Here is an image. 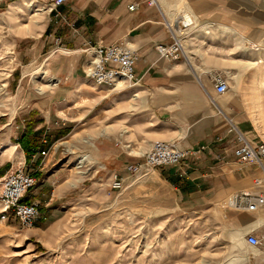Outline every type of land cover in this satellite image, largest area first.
<instances>
[{"label":"rangeland","instance_id":"rangeland-1","mask_svg":"<svg viewBox=\"0 0 264 264\" xmlns=\"http://www.w3.org/2000/svg\"><path fill=\"white\" fill-rule=\"evenodd\" d=\"M33 10H40L39 15ZM70 18L64 9L59 16L50 13L49 0H0V177L25 162L37 177L26 199L37 197L40 206L34 225L24 227L13 215L3 219L0 204V264H264V245L252 249L239 225L225 218L232 210L225 205L229 195L220 200L206 192L183 195L170 168L129 171L130 164L143 163V154L156 140L149 142L146 136L153 122L150 108L133 93L138 90L125 96L126 88L117 93L96 85L82 60L76 69L64 68L87 47L58 51L70 49L68 36L78 28ZM170 25L175 28L174 22ZM251 42L247 39L241 59L232 55L225 67L218 62L224 57L221 50L208 55L199 38L192 47L199 55L197 71L200 63L211 65L201 69L206 89L214 90L216 73L229 82L220 97L230 102L228 129L234 124L260 143L264 54H257ZM53 50L57 51L48 59ZM28 123L41 141L47 137L41 161L52 162L44 170L27 160L18 143ZM228 136L231 140L222 142L215 160L234 156L235 134ZM115 174L124 179L120 189L111 186ZM49 178L51 184L44 182ZM58 184H68L70 190L48 204Z\"/></svg>","mask_w":264,"mask_h":264},{"label":"crops","instance_id":"crops-1","mask_svg":"<svg viewBox=\"0 0 264 264\" xmlns=\"http://www.w3.org/2000/svg\"><path fill=\"white\" fill-rule=\"evenodd\" d=\"M148 1L69 0L60 9H64V13L71 17L72 23L77 24L78 28L74 27V32L68 36L67 44L70 49L59 48L58 51L70 53L69 50L77 51V47L87 46L90 42L104 45L129 42L139 53L140 60L135 67L137 82L124 91L125 96H129L138 90L133 93H138L137 98L150 108L153 122L149 123L151 130L146 135L148 141L161 138L179 142L184 148L200 149L205 146L199 158L187 157L182 163L185 164L183 167L164 166L174 169L171 179L180 183L181 194L196 195L206 192L220 200L235 191L251 187L253 177L259 174L258 167L251 165L247 169H240L233 162L234 156L215 160L216 154L222 153V142L231 140L227 130L230 102L221 101L222 95L206 89L202 83L201 69L211 65L207 62L200 63L199 71L196 70L195 62L199 55L196 53V46L192 47V44L198 38L205 41V52L208 55L221 50L224 57L218 62L224 67L229 66L232 55L233 59H241L247 39L254 43L257 54H264V0H155L152 5ZM131 4H137V8L130 10ZM188 12L194 16V26L185 30L187 38L184 55L178 60H166L158 54L156 46L172 41L168 23L174 22L177 27L183 15ZM56 51L49 52L47 58L53 57ZM211 57L213 67L215 58L213 55ZM75 58V62L65 64L64 68L76 69V64L82 60L85 70L91 53L84 52ZM192 70L194 74L190 72ZM116 90L113 91L118 93V89ZM41 143H48L47 137ZM41 150L28 161L44 170L51 166L52 161L44 159L38 163ZM131 154L138 158L141 156L140 153ZM28 170L33 169L29 167ZM178 175L184 178L181 179ZM44 182L51 184L53 181L49 178ZM34 187L27 198L31 196ZM69 190L68 184L53 187L48 204L64 197ZM33 200L39 201V198L33 197ZM227 213L224 214L225 218H230L234 225H239V231L243 234L259 231L264 223V208L257 212L232 209Z\"/></svg>","mask_w":264,"mask_h":264},{"label":"built area","instance_id":"built-area-1","mask_svg":"<svg viewBox=\"0 0 264 264\" xmlns=\"http://www.w3.org/2000/svg\"><path fill=\"white\" fill-rule=\"evenodd\" d=\"M69 0H49V12L56 11L60 15V8ZM155 0H149L148 4H154ZM137 4H131L130 10H135ZM191 13H185L180 25L174 29L168 26L172 41L160 43L156 46L158 54L168 59H179L184 51V38L182 30L194 26L193 20H189ZM91 53L85 72L87 76L98 86H105L110 89H123L132 86L137 82L135 67L140 60L139 53L127 41L114 42L112 44L88 43L84 50ZM214 90L217 94L223 95L228 91L229 82L227 78L216 73L213 77ZM233 136V154L240 169L247 165H256L260 174L253 177L252 186L233 192L225 200V205L236 211L257 212L264 208V142L254 143L247 135L234 124L228 129V134ZM223 138H221L222 140ZM184 148L174 140L156 139L142 156L143 163H132L129 171L132 174H140L145 169H156L164 166H181L187 157H198L201 150ZM47 151H41L46 155ZM36 170L26 169L24 162L15 170L8 171L0 177V204L2 205V218L13 215L18 219L21 226H33L40 217V206L38 201L26 200L29 191L36 185ZM124 179L119 174L112 178V188L123 187ZM247 245L260 248L264 245V223L259 231H248L244 234Z\"/></svg>","mask_w":264,"mask_h":264},{"label":"trees","instance_id":"trees-1","mask_svg":"<svg viewBox=\"0 0 264 264\" xmlns=\"http://www.w3.org/2000/svg\"><path fill=\"white\" fill-rule=\"evenodd\" d=\"M33 124L28 123L24 132L18 139V143L26 153L27 160L31 159L32 155L36 154L39 149H44L46 145H41V137L39 133L33 131ZM42 156L39 157L37 162H41ZM27 200V199H26Z\"/></svg>","mask_w":264,"mask_h":264},{"label":"bare ground","instance_id":"bare-ground-1","mask_svg":"<svg viewBox=\"0 0 264 264\" xmlns=\"http://www.w3.org/2000/svg\"><path fill=\"white\" fill-rule=\"evenodd\" d=\"M29 6H32V5H29ZM46 8H44V10H45ZM40 11V10H33L32 12L34 13V15H39V13L38 12ZM188 17H189V20H193L191 17H190V15H187ZM185 42V41H184ZM63 50H65V49H63ZM65 52V51H64Z\"/></svg>","mask_w":264,"mask_h":264}]
</instances>
